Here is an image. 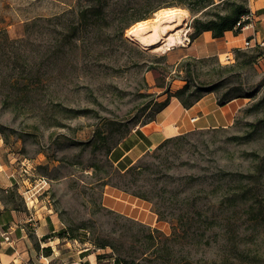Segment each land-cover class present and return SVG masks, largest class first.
<instances>
[{"label":"rangeland","instance_id":"1","mask_svg":"<svg viewBox=\"0 0 264 264\" xmlns=\"http://www.w3.org/2000/svg\"><path fill=\"white\" fill-rule=\"evenodd\" d=\"M75 1L0 0V264H65L85 247L94 253L88 264H114L109 247L94 249L88 241L62 238L41 244L34 233L36 216L50 209L59 221L57 231L85 224L90 237L118 240L127 222L100 205L166 235L172 223L180 226L183 214L188 232L175 245L173 264H264V43H234L233 60L222 62L209 43L190 40L192 14L173 5L167 7L185 11L179 10L180 19L167 30H178L182 37L187 32L189 42L170 49H164V42L141 46L127 29L120 32L113 14L109 25L81 28L77 41L59 45L53 26L42 18ZM121 1L130 6L137 0ZM234 1L250 9V0ZM147 19L151 25L155 14ZM25 24H31L29 37L11 42L25 36ZM258 29L256 40L264 41V23ZM151 65L160 76L151 74ZM185 77L202 83L200 93H206L209 82L223 79L213 92L217 97L230 88L246 94L232 124L193 129L182 142L143 155L139 162L152 163L151 173L141 176L144 187L131 188L148 190L152 201L102 185L100 178L115 167L110 150L147 120L153 109L149 100L165 97L157 96L158 85L174 91ZM237 172L250 177L240 180L233 175ZM190 175L198 178L185 186ZM107 176L117 180L112 173ZM153 178L158 186L152 193ZM189 204L197 213L186 218ZM156 208L165 219H158ZM6 209H14L9 224L3 223ZM16 232L25 233L24 241H16ZM55 233L50 235L57 237ZM46 246L51 252L47 256L42 250ZM55 251L64 254L51 259ZM96 254L103 257L96 259Z\"/></svg>","mask_w":264,"mask_h":264},{"label":"trees","instance_id":"2","mask_svg":"<svg viewBox=\"0 0 264 264\" xmlns=\"http://www.w3.org/2000/svg\"><path fill=\"white\" fill-rule=\"evenodd\" d=\"M173 5L185 7L192 14L193 19L190 24L193 28L190 33L191 41L198 37L203 31H210L212 37L215 39L222 38L224 33L229 30L237 33L239 30L234 29L236 22L249 10V8L242 2L234 0H220L218 3H214L213 0H178L173 3H165L162 0H137L130 6L124 4V1L121 0H76L73 6L63 9L59 13L53 14L49 17L41 18L44 22L53 26L52 31L56 34L54 40L59 42V45H63L68 42L77 41L79 39V31L81 28L87 29L91 27H101L103 24L109 25L111 23L109 17L112 14L115 15L113 19L118 21L120 32L123 33L125 29L136 21L147 19L156 10ZM218 6H220L221 9L213 10V8ZM30 26L31 24H25L24 37L9 40L11 42L26 40L30 35ZM4 39L8 40L6 34ZM207 58L209 59V57ZM188 70L190 69L188 68ZM149 71L156 77L161 75V71L154 65L149 66ZM182 80L184 83L174 91L169 90L164 85H158L161 92L157 96L165 94V97L163 99L154 97L149 100L148 104L152 105L153 109L150 110L147 120L142 122V124L154 119L155 114L168 104L170 97H176L184 107L188 108L204 94L208 92H216L223 82V79L217 80L216 82H209L208 86L210 87L206 89V93H200L197 86H201L202 83L198 82V85L192 84L188 77H185ZM191 86H194L195 88H191ZM203 86L206 87L205 84ZM248 94L249 93H247V96H249ZM243 96H246V94H243L239 88H230L220 94V96L217 97V101L218 104H224L233 98ZM191 132L192 131H188L168 137L158 144L156 148L166 149L172 144L182 142V140ZM123 137L124 136H122V138ZM151 166H153L152 163L143 164L139 162V159L123 170L115 166L113 172L107 171L106 176L100 178V183L102 185L109 184L141 199L152 201L153 198L148 190H145L144 188H131V186L144 187V184L140 183L142 181L141 176L146 173H151ZM110 173L117 177L116 181H111L110 178H108L107 175ZM233 175L240 180L243 177H250V175L240 172L234 173ZM167 177L172 179L171 176ZM197 178L198 176L196 175L186 177L185 186H191L193 184L192 182ZM153 179L155 182L150 188L152 193L158 186V178ZM155 195H157L160 201L165 203L166 200L162 194H157L156 192ZM188 206L190 209L185 212L187 215L186 218L189 214L193 217V215L197 213L195 208L194 211H192L193 207L191 204ZM100 209L124 218L127 222L128 227L124 232H121L118 240H112L109 237H90L91 230L85 226V224L75 228L65 226L56 231L55 235L58 238L77 240L80 243L88 241L94 249H104L109 247L112 249L111 255L114 264H173L177 252L175 245L176 243H179L177 241L180 237H187L188 230L184 225V221H182L184 217L183 214L180 216V226L177 227L172 223L171 232L166 235L158 228H151L138 220L124 216L103 205H100ZM155 212L158 214L159 220L165 219L164 212L157 208L155 209ZM78 229H81L79 231H83V233L79 234L76 232ZM47 238L48 235L42 236L41 241H46ZM127 239H129L130 242L125 249L124 247L126 246L125 243ZM34 247L37 248V244H34ZM85 248L86 252H93L91 248ZM42 250L45 251V256L51 254L49 246L43 247ZM95 256L96 259L103 257L102 254H96Z\"/></svg>","mask_w":264,"mask_h":264},{"label":"crops","instance_id":"3","mask_svg":"<svg viewBox=\"0 0 264 264\" xmlns=\"http://www.w3.org/2000/svg\"><path fill=\"white\" fill-rule=\"evenodd\" d=\"M250 10L254 12V32L255 36L253 41L259 37V24L264 23V0H250L249 2ZM257 11V13H256ZM245 31H249L248 36L242 35ZM251 30H244L239 33H235L232 30L226 31L222 38L215 39L212 37L210 31H203L196 37L193 42L206 41L210 44V49L214 54H221L223 52L232 50L233 47L239 41H244L245 38L251 35ZM206 50L208 46H204ZM181 85L176 86L175 89L179 88ZM244 105L243 98L237 97L224 104H218L217 96L213 92H208L204 94L199 100H197L193 105L186 108L184 107L176 97H170L168 104L157 112L154 119L140 124L132 128L111 150L109 153L110 160L119 169H125L131 164L135 163L143 155L148 152L149 148H155L164 139L182 134L193 129H204L209 127L217 126H228L231 125L235 114ZM196 117L195 120L191 121L192 117ZM2 166V164L0 163ZM9 178L8 175H6ZM112 192L114 187H110ZM3 223H10L13 221L15 214L14 209L5 210ZM51 210L44 216H36V226L34 227V233L36 240L41 242L42 236H47L52 242L53 239H58L50 235L57 231V224L59 221L53 220V215ZM2 219V218H1ZM22 229V228H21ZM18 236L15 238L16 241L25 239V233L16 232ZM65 238H62L64 240ZM45 242V241H44ZM86 248L77 249L74 253L75 256L70 261L65 264H88V257L94 254L92 251L89 253L85 251ZM64 252L58 254L57 251L53 253L51 259H56V257L63 256ZM96 258V256H95ZM16 260V259H12ZM63 260V258H61ZM40 261V260H39ZM92 264L91 262H89ZM1 264H4L2 262Z\"/></svg>","mask_w":264,"mask_h":264},{"label":"bare ground","instance_id":"4","mask_svg":"<svg viewBox=\"0 0 264 264\" xmlns=\"http://www.w3.org/2000/svg\"><path fill=\"white\" fill-rule=\"evenodd\" d=\"M178 7H163L154 12L155 21L151 25L148 24V19L136 21L127 28L130 37L136 40L141 46H157L160 42H164V49H170L172 45L183 42L179 31L169 33L168 26L171 28L178 22L179 17ZM185 11V10H184ZM162 19H173L171 24H161ZM161 46V45H160Z\"/></svg>","mask_w":264,"mask_h":264},{"label":"built area","instance_id":"5","mask_svg":"<svg viewBox=\"0 0 264 264\" xmlns=\"http://www.w3.org/2000/svg\"><path fill=\"white\" fill-rule=\"evenodd\" d=\"M254 19H255V16H254V12L251 11L250 9L248 10V12H246L245 14H243L240 19L236 22L235 26H234V29L235 30H239L240 32L244 31V30H251V35L247 38L244 39L243 41V46L242 47H249V46H253V45H263L264 41H258V40H255L253 41V38H254ZM187 33V32H186ZM184 34L182 39H183V42L186 41L189 42V37L187 36V34ZM223 55V57H221ZM233 51H226V52H223L221 54H219V59L220 61L222 62H230L233 60ZM196 117H192L191 118V121L195 120ZM152 148H149L148 151H151ZM30 219V218H29ZM5 239L8 240V236H5Z\"/></svg>","mask_w":264,"mask_h":264}]
</instances>
